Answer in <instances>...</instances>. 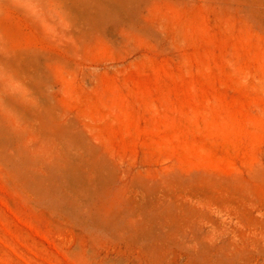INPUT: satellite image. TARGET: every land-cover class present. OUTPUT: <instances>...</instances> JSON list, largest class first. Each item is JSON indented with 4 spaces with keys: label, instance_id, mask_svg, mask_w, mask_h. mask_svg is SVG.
Masks as SVG:
<instances>
[{
    "label": "rangeland",
    "instance_id": "374dc122",
    "mask_svg": "<svg viewBox=\"0 0 264 264\" xmlns=\"http://www.w3.org/2000/svg\"><path fill=\"white\" fill-rule=\"evenodd\" d=\"M0 264H264V0H0Z\"/></svg>",
    "mask_w": 264,
    "mask_h": 264
}]
</instances>
